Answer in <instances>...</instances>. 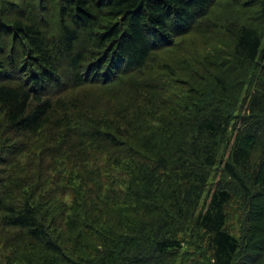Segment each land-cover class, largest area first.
Listing matches in <instances>:
<instances>
[{
	"label": "trees",
	"instance_id": "obj_1",
	"mask_svg": "<svg viewBox=\"0 0 264 264\" xmlns=\"http://www.w3.org/2000/svg\"><path fill=\"white\" fill-rule=\"evenodd\" d=\"M0 264H264V0H0Z\"/></svg>",
	"mask_w": 264,
	"mask_h": 264
}]
</instances>
